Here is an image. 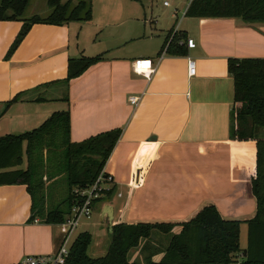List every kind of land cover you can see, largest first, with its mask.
<instances>
[{
  "label": "crops",
  "instance_id": "obj_1",
  "mask_svg": "<svg viewBox=\"0 0 264 264\" xmlns=\"http://www.w3.org/2000/svg\"><path fill=\"white\" fill-rule=\"evenodd\" d=\"M190 1L174 8L168 25L151 28L134 0H103L108 35L93 38L87 25L92 17L33 23L9 56L23 20H0V137L36 128L63 110L73 142L121 130L103 168L113 177L114 193L93 211L108 232L119 222L186 221L206 205L241 225L255 215L254 142L229 137L233 79L227 64L229 58H264V22L188 17ZM173 35L185 37L179 40L183 53L168 51ZM186 38L195 47L188 48ZM96 55L101 60L66 80L70 59ZM142 58L155 68L150 76L132 69ZM188 58L195 61L191 76ZM131 95L139 97L134 105ZM31 213L26 184L0 183V264L56 249L61 228L38 215L31 220Z\"/></svg>",
  "mask_w": 264,
  "mask_h": 264
},
{
  "label": "trees",
  "instance_id": "obj_2",
  "mask_svg": "<svg viewBox=\"0 0 264 264\" xmlns=\"http://www.w3.org/2000/svg\"><path fill=\"white\" fill-rule=\"evenodd\" d=\"M72 1L47 0L50 12L46 17L33 15L25 18L24 11L29 0H0V20H23L6 55L16 49L33 23L89 21L92 17L91 0H77L75 4ZM185 14L193 18L238 17L245 23H261L264 22V0H191ZM184 38L173 35L166 46L168 51L183 53L184 46L179 44V40ZM101 58L102 55L70 59L66 80L81 75ZM227 69L233 79L229 137L236 141L254 142L250 178L256 212L244 221L247 225V244L240 260L237 254L241 252L239 234L243 221L225 219L215 206L206 205L182 222L115 223L108 232V248L100 257L87 254L91 236L86 231L81 232L72 243L67 264H264V137L259 136L264 128V58H229ZM69 128L68 111H55L36 128L0 137V183L26 184L32 199L31 220L38 215L45 223L62 222L73 200L72 189L87 187L95 180L121 133L120 129H112L73 142L69 138ZM23 143L29 164L26 169L12 168L22 162ZM41 150L42 154L39 153ZM36 153L44 161L47 153L58 154L56 169L68 184L67 196L62 201L66 208L57 206L41 214L43 175L41 177L36 172L37 165L33 164L37 161ZM114 190L113 186L103 198H109ZM175 227L179 228L178 231L171 233ZM154 231L170 235L166 246L160 251L150 252L144 263L131 260L129 250L138 247L141 240L151 238ZM157 253H161V258L153 260Z\"/></svg>",
  "mask_w": 264,
  "mask_h": 264
},
{
  "label": "rangeland",
  "instance_id": "obj_3",
  "mask_svg": "<svg viewBox=\"0 0 264 264\" xmlns=\"http://www.w3.org/2000/svg\"><path fill=\"white\" fill-rule=\"evenodd\" d=\"M64 1V0H62ZM77 0H73L72 4H75ZM92 1V20L88 22V27L93 32V38H98L99 35L105 36L108 35V29H111V26H105L108 21L106 14L101 10V7H104L103 0H91ZM135 4L139 6V16L142 21L146 22V25L151 28L154 26H165L171 22V14L174 8H179L182 10L189 0H134ZM167 1L168 5H165L164 2ZM71 4V5H72ZM50 11V7L47 4V0H29L28 5L24 11V16L29 17L32 14H37L39 16H46ZM174 21V20H173ZM124 25L118 26L122 28ZM114 27V26H113ZM101 28L103 30H101ZM154 32V31H152ZM170 41H166L168 45ZM138 43H142L141 41ZM260 137H264V128L259 132ZM22 162L18 166L12 168H22L26 169L29 164L27 154L25 153V143L22 146ZM42 154V150L39 152ZM37 154V153H36ZM44 154V153H43ZM57 153H47L45 161L42 156L37 154V161L35 160L33 164H36L37 171L39 174L43 175L41 179L42 189H43V205L41 214L44 213L53 207L66 208V204L62 203L68 193V184L65 180V177L62 174H59L57 171V165L59 158ZM45 156V155H44ZM35 172V174H36ZM59 174V175H58ZM37 205L39 207V202ZM102 223L98 219L97 213H93L88 220H82L77 229L74 232V235L69 239L68 244H71L74 236L83 231H87L91 236V241L87 249V254L91 257H100L105 254L110 237L106 227H103ZM179 229V228H176ZM174 230V229H173ZM172 230L171 233H174ZM247 229L246 225L242 224L240 227L239 234V247L241 252L237 254V259L241 258V253L246 247L247 242ZM169 234H164L158 231H154L152 237L148 240H141L140 245L136 248L129 250V258L131 260H136L138 262L144 263L145 259L148 257L150 252L160 251L163 249L169 241ZM154 258V256L152 257ZM236 263V262H232Z\"/></svg>",
  "mask_w": 264,
  "mask_h": 264
},
{
  "label": "built area",
  "instance_id": "obj_4",
  "mask_svg": "<svg viewBox=\"0 0 264 264\" xmlns=\"http://www.w3.org/2000/svg\"><path fill=\"white\" fill-rule=\"evenodd\" d=\"M164 4L168 5V2L165 1ZM173 12L176 13V9ZM184 44L188 48L195 47V41L192 38H186ZM132 69L135 72L150 76L155 68L150 59L142 58L136 59L132 63ZM187 69L189 76L195 74V61L191 58L187 59ZM138 99V96L131 95L128 100L131 105H134ZM113 186V177L102 169L89 186L84 188L74 187L72 189L73 200L68 213L64 216L63 221L58 224L62 233L56 249L49 253L27 255L21 260L20 264H67L70 248L77 236H74L71 244H68L69 239L74 235L81 221L88 220L92 216L95 203L105 197L106 193L113 189Z\"/></svg>",
  "mask_w": 264,
  "mask_h": 264
},
{
  "label": "water",
  "instance_id": "obj_5",
  "mask_svg": "<svg viewBox=\"0 0 264 264\" xmlns=\"http://www.w3.org/2000/svg\"><path fill=\"white\" fill-rule=\"evenodd\" d=\"M106 208H108V210L106 209L105 213L108 217H111V207L109 205H106ZM112 218V217H111ZM111 218H110V221H111ZM111 223V222H110Z\"/></svg>",
  "mask_w": 264,
  "mask_h": 264
}]
</instances>
